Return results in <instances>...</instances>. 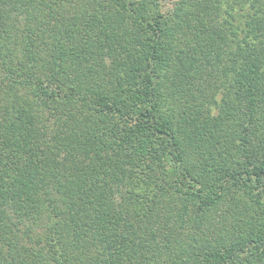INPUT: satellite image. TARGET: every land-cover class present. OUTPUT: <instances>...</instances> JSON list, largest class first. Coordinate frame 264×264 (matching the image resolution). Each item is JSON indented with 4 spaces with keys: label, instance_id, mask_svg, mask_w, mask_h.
<instances>
[{
    "label": "trees",
    "instance_id": "trees-1",
    "mask_svg": "<svg viewBox=\"0 0 264 264\" xmlns=\"http://www.w3.org/2000/svg\"><path fill=\"white\" fill-rule=\"evenodd\" d=\"M164 1L0 0V264L264 261V0Z\"/></svg>",
    "mask_w": 264,
    "mask_h": 264
},
{
    "label": "rangeland",
    "instance_id": "rangeland-1",
    "mask_svg": "<svg viewBox=\"0 0 264 264\" xmlns=\"http://www.w3.org/2000/svg\"><path fill=\"white\" fill-rule=\"evenodd\" d=\"M164 3H165V7H169V6H171V3H173V0H165ZM71 7H72L71 6V3H68V5L66 6V8H64L63 10L70 9ZM211 113L212 114H215L216 113V109H213ZM232 208H233V206H231V209ZM234 208L236 209L235 205H234ZM226 209H228V210H226ZM229 210H230V206H229V208H226V204H219V205L216 204L215 208L212 209L210 215L211 216L214 215V219H218V221L220 219H222V222H220L219 224H217L215 222V220H214V225H211V226H210V221H209V225L208 226L213 227V228H208V229L212 232V234L213 233H217V226H220L224 222H226L225 218L228 217ZM237 210H239V209L237 208ZM208 229H206V230H208ZM173 263L174 264H177V262H173ZM260 264H264V261L262 263H260Z\"/></svg>",
    "mask_w": 264,
    "mask_h": 264
}]
</instances>
